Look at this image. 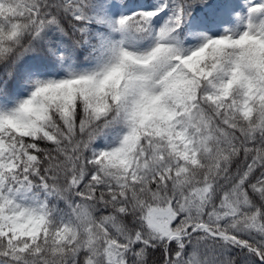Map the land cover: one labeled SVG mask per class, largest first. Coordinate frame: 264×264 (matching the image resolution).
<instances>
[{
	"label": "snow or ice",
	"instance_id": "6c2138e0",
	"mask_svg": "<svg viewBox=\"0 0 264 264\" xmlns=\"http://www.w3.org/2000/svg\"><path fill=\"white\" fill-rule=\"evenodd\" d=\"M0 264H264V0H0Z\"/></svg>",
	"mask_w": 264,
	"mask_h": 264
}]
</instances>
